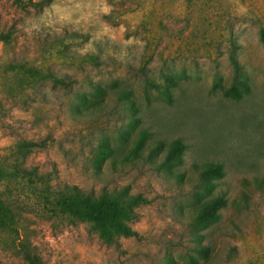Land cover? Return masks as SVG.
<instances>
[{"label":"rangeland","instance_id":"1","mask_svg":"<svg viewBox=\"0 0 264 264\" xmlns=\"http://www.w3.org/2000/svg\"><path fill=\"white\" fill-rule=\"evenodd\" d=\"M22 1L0 0V264H264V0ZM75 196L136 198V236Z\"/></svg>","mask_w":264,"mask_h":264},{"label":"trees","instance_id":"2","mask_svg":"<svg viewBox=\"0 0 264 264\" xmlns=\"http://www.w3.org/2000/svg\"><path fill=\"white\" fill-rule=\"evenodd\" d=\"M11 2L21 8L23 7L22 0H11ZM5 37L0 36V41ZM27 146H32L31 143H27ZM109 197L91 199L90 197L75 196V200L68 201V197L62 199L61 204L63 208L78 216H82L87 219L95 229L98 230L101 237L110 238L107 234L112 232L119 234L123 237L136 236V233L126 227L122 220L128 219L131 215L130 204L136 202V198L118 200V197ZM27 264H40L39 260L31 255L26 257Z\"/></svg>","mask_w":264,"mask_h":264}]
</instances>
